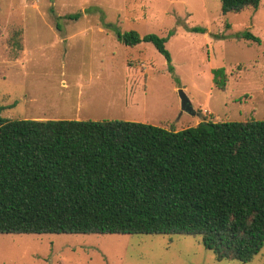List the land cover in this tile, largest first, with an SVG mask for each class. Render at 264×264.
<instances>
[{"label": "rangeland", "instance_id": "1", "mask_svg": "<svg viewBox=\"0 0 264 264\" xmlns=\"http://www.w3.org/2000/svg\"><path fill=\"white\" fill-rule=\"evenodd\" d=\"M130 31L168 37L174 73L151 43L118 40ZM180 90L193 112L182 111ZM0 108L12 120L174 131L264 121V0L225 15L221 0H0ZM0 264H264V248L242 263L218 261L199 236L0 235Z\"/></svg>", "mask_w": 264, "mask_h": 264}, {"label": "trees", "instance_id": "2", "mask_svg": "<svg viewBox=\"0 0 264 264\" xmlns=\"http://www.w3.org/2000/svg\"><path fill=\"white\" fill-rule=\"evenodd\" d=\"M260 1L221 0V11L257 10ZM240 37L260 43L251 32ZM117 38L151 43L174 73L168 37ZM221 73L214 83L224 89ZM2 111L0 235L199 236L218 261L242 263L264 248V121L174 131L120 120H12Z\"/></svg>", "mask_w": 264, "mask_h": 264}, {"label": "water", "instance_id": "3", "mask_svg": "<svg viewBox=\"0 0 264 264\" xmlns=\"http://www.w3.org/2000/svg\"><path fill=\"white\" fill-rule=\"evenodd\" d=\"M179 95H180V99H181L182 111L193 112L191 103H190L189 99L187 98V96L185 95V93L183 92V90L179 91Z\"/></svg>", "mask_w": 264, "mask_h": 264}, {"label": "crops", "instance_id": "4", "mask_svg": "<svg viewBox=\"0 0 264 264\" xmlns=\"http://www.w3.org/2000/svg\"><path fill=\"white\" fill-rule=\"evenodd\" d=\"M62 82H63V83H62V86H67V84L65 83L64 80H63Z\"/></svg>", "mask_w": 264, "mask_h": 264}]
</instances>
